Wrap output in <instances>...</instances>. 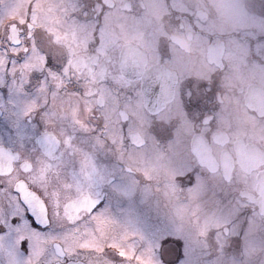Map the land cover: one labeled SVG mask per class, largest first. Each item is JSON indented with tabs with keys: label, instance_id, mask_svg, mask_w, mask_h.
Masks as SVG:
<instances>
[{
	"label": "flooded vegetation",
	"instance_id": "af4514ba",
	"mask_svg": "<svg viewBox=\"0 0 264 264\" xmlns=\"http://www.w3.org/2000/svg\"><path fill=\"white\" fill-rule=\"evenodd\" d=\"M263 190L264 0H0V264H264Z\"/></svg>",
	"mask_w": 264,
	"mask_h": 264
},
{
	"label": "snow or ice",
	"instance_id": "6c2138e0",
	"mask_svg": "<svg viewBox=\"0 0 264 264\" xmlns=\"http://www.w3.org/2000/svg\"><path fill=\"white\" fill-rule=\"evenodd\" d=\"M189 99H191V97L189 96ZM89 199H91V197H89ZM102 206V202L100 200H95L92 203V207H91V211L89 213V215H91L92 213L97 212V209L100 208ZM26 211H25V218L30 222V226L33 229H45L47 230L50 225H51V221L47 220L46 223H41L38 219H36V213L31 210L30 208H28L27 205H25ZM45 209H47V205H45ZM47 219V218H46ZM12 222L18 223L19 220L17 217H13ZM70 223H75V221H70ZM5 229L3 227H0V232H4ZM173 242H177L180 243V241L176 240V238L171 237V236H165L163 237V239L160 241L159 247L160 248H165L167 245L173 243ZM19 248L21 249L22 252L24 253H30L31 248H30V241L28 238H22L19 241ZM79 250H87V251H93V249H79ZM77 251L71 250V242H69V250L67 252V256L69 258H71L72 256L76 255ZM183 259V256L181 255L180 257L177 258V260L175 261H165L163 259V257L161 258V264H180L181 260ZM63 264V261H62Z\"/></svg>",
	"mask_w": 264,
	"mask_h": 264
},
{
	"label": "rangeland",
	"instance_id": "374dc122",
	"mask_svg": "<svg viewBox=\"0 0 264 264\" xmlns=\"http://www.w3.org/2000/svg\"><path fill=\"white\" fill-rule=\"evenodd\" d=\"M224 202H226V201H224ZM226 205L224 204L223 205V209H225V211H224V217H226V213L229 211V207L226 209ZM240 211H241V209H240ZM4 220V217L2 218V221ZM242 230L244 231V233H246L247 235L248 234H251V233H254V231H256V232H258V234H260V233H264V225L259 221V220H257V221H253L252 222V220L251 219H246V223H243L242 225ZM236 227H239L238 225L236 226ZM8 231V233H11L10 235H7V239H6V241L8 242V244L11 246H13V244L15 243V238H14V236L15 235H12V231L11 230H7L6 229V232ZM18 230L17 229H15V234L17 235V236H19L18 235V232H17ZM122 231H124V227L121 229V232ZM88 232V231H87ZM90 234V233H89ZM107 234V233H106ZM262 239L264 240V235H262ZM72 241V240H71ZM74 245H73V242H71V247H73ZM257 249H258V251L259 252H262V250L264 251V244L262 245L261 243H259L258 245H257ZM261 258H262V255H261ZM262 259L260 260V262L262 263ZM12 264H16V262H15V260H13L12 261Z\"/></svg>",
	"mask_w": 264,
	"mask_h": 264
},
{
	"label": "water",
	"instance_id": "95a60500",
	"mask_svg": "<svg viewBox=\"0 0 264 264\" xmlns=\"http://www.w3.org/2000/svg\"><path fill=\"white\" fill-rule=\"evenodd\" d=\"M264 191V190H263ZM263 191H261V193H263ZM24 196V195H23ZM261 205H260V214L263 215V218H264V198L261 200ZM40 211L41 214H43L42 210H38ZM38 211L34 210V212L38 213Z\"/></svg>",
	"mask_w": 264,
	"mask_h": 264
}]
</instances>
